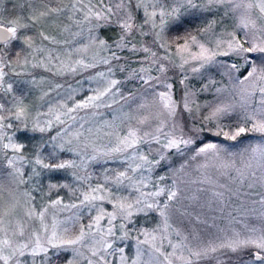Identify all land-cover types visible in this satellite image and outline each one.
I'll return each instance as SVG.
<instances>
[{
	"label": "snow or ice",
	"instance_id": "snow-or-ice-1",
	"mask_svg": "<svg viewBox=\"0 0 264 264\" xmlns=\"http://www.w3.org/2000/svg\"><path fill=\"white\" fill-rule=\"evenodd\" d=\"M53 2L58 6L51 7ZM162 0H97L93 4L92 0H40L38 7H32L28 0H24V7L30 11L28 16H18L7 21L0 19V91L12 92V85L7 89L3 88L4 77L9 73L6 69H12L14 64L28 63L27 57L23 60L20 53L15 52L16 59L12 60L9 53L12 52L14 44H20L29 53L39 51L45 52L43 48L35 47L34 37L31 35L21 36V32L30 30L33 25L42 18L67 15L69 17L82 15L83 20H76L75 23L87 21L90 25V40L101 52L105 53L99 60V63L107 66V73H98L103 77L107 86L103 90L96 89L95 94L87 96L85 99L75 102L71 107L61 105L66 108L63 113H57L53 119L41 122L39 119L32 120L29 116L27 107L19 97H13L14 103L6 107L10 102H0V141L7 140V143L0 145L5 150V159L7 166L12 170L10 173L14 176H20V183L25 181L22 177L25 175L21 171L23 163L32 165L31 176L39 177L41 172L37 167L43 170L49 179L47 188L49 192L55 189L69 188L66 183H60L59 175L68 168L79 167L73 160H62L58 154L64 149L63 143H58L59 133L56 136L45 138L43 134L49 133L55 124L63 125L65 123L61 116L75 121L76 116L72 113L83 109L99 108L103 105L104 99L115 95L113 89L119 91L117 87L121 81L108 79L113 72V66L119 72H129L126 79L133 81L139 78L144 87V97H151L152 104L157 108L152 123L155 127H150L149 117L145 116L137 120V126L129 125L120 131L107 133L115 135L116 144L107 152L99 153L91 157L96 160L97 157L104 160H112L115 154H128L126 159L130 161L127 168L123 171L109 170L105 168V173L111 171L112 175H104L103 181H97L93 186L89 183V177L76 176L78 181H83L88 185L87 190L80 192L77 196L78 203L65 204L63 198L52 200L50 204L45 205L40 211L31 209L27 215L35 217L40 222L39 229L29 230L26 234L25 228L17 224L12 226L10 216L15 205L0 211V264H142V246L148 245V260L143 264H174L173 258L183 261L184 264H193V261L207 257L210 253L217 252L218 249L228 248L233 253L243 251L246 248L253 247L255 250L248 255L237 256V264H264V228H250L241 239L240 234L227 244L216 243L212 240L202 242L200 237L192 232L193 246H189L185 241L188 237H182L179 243L173 244L169 240V245L173 251L165 253L157 246V233L162 232V239H167L168 230L172 227L169 220L172 215H191L182 211V205H179V189L175 181L172 184L164 185L166 176H159L153 181L151 175H144L147 171L151 174L157 167L166 166L169 156L173 150L177 155L183 156L186 151H194L191 160L203 156L206 160L219 161L218 167L224 169L222 174L227 175L229 171H235L234 180L243 182L244 180L256 178L264 181V175L256 177V172L251 161L242 163L241 167L236 166V161L225 160L220 156L225 151L216 143H205L198 149H192L191 146L196 143L194 137L204 132L203 127H196L195 123L190 126L185 124L181 126L177 119L182 112L189 114L198 111L199 106L193 109L190 104V97L193 95L188 91L185 83L187 77L183 75L184 66L189 63L184 53H188L192 61L200 64L199 68H193V72H199L200 68L213 63H219L226 69L229 76L235 73H242L243 79H239L240 85H245L251 81L253 85L249 91L242 88V99L244 105L252 102L255 92H259L260 98L256 101L257 107L247 113L244 119L234 127L216 124L215 136H223L225 140L236 141L238 138L248 133H260L264 135V29H257L254 21L242 19L240 23L241 30L251 27L255 34L247 31L243 32L242 37L235 34H228L229 38L217 43V47H224L227 50L223 52H210L203 44L196 45V38L190 37L191 44L198 46L196 53L189 52V40L184 39L183 43L174 42L176 46V55L180 57L182 63L178 66L171 62V57L167 50L172 44L164 39L165 30L171 32L184 27L185 23H191L190 16H195V10L200 9L201 5L194 0H175L176 7L166 11L161 7ZM225 0H209V10L211 4H222ZM253 4L245 5L246 10L253 8ZM239 7V5H237ZM255 7L264 13V0H258ZM160 8V11H157ZM193 10L190 14L182 15L181 9ZM167 17V19H166ZM159 21V22H157ZM147 28L148 32L144 29ZM151 33V43L136 39L137 37H147ZM43 40H50L58 43L54 38L39 34ZM247 45V46H245ZM153 49H156L153 51ZM77 51H80L77 49ZM161 51L164 55H161ZM226 58L235 57L239 63L233 62L225 64L217 61V56ZM46 60V62H45ZM45 60L40 61L35 67H46L49 72H53V62H59V56L48 53ZM259 61V63H257ZM75 66L56 69V75H63L64 71L75 73L78 70L96 67V64H86L83 59L76 60ZM166 63L168 67H166ZM147 64L148 67H144ZM139 65V67H133ZM178 67L180 69L181 79L178 83L181 85V95L174 98V89L176 80L168 82L170 78L167 75L169 68ZM158 72L159 75H152V72ZM19 76L20 73L14 72ZM96 79V77H92ZM238 79V78H237ZM35 83V81H33ZM60 85H57L59 88ZM219 91V90H218ZM71 99V97H69ZM128 99L135 102V93L130 94ZM110 107V105H107ZM141 108L145 104L140 105ZM230 105L216 106L209 116L204 117L205 121H220V118L227 116ZM7 113V115H5ZM53 109L49 108L47 113L41 115H52ZM162 117V118H161ZM11 121V122H9ZM16 123L14 135L23 139L21 142H14L12 136H7L5 129L13 128ZM110 124L112 122H109ZM148 128L149 130H145ZM187 128V131L184 129ZM91 132V129L88 130ZM121 131L123 135H121ZM191 133V135H189ZM83 133H77L81 136ZM146 148L147 152L141 151ZM28 149L30 157L24 155V150ZM7 150H11L12 156L7 155ZM68 151H73L68 149ZM253 159L257 161L255 167L264 171V145H257L251 149ZM46 153V154H45ZM139 160L140 163H135ZM133 164L135 166L133 167ZM184 165H181L183 168ZM207 167V164L199 165ZM132 173L133 175H129ZM252 185L249 184V187ZM224 188V185H220ZM151 188L152 190H147ZM77 189H73V195H76ZM231 192V189L228 190ZM129 193L123 195L122 193ZM238 192V190H237ZM212 196L217 201L225 198V192H213ZM163 198V199H162ZM195 199V197H192ZM264 203V201H262ZM105 204L111 206V210L105 207ZM60 211L81 210L88 213V222L81 223V215L74 213L65 220L52 218L51 223H46L45 219L49 209ZM158 214L160 222L154 229L146 227L134 228L139 222V217L145 219ZM199 220V216L196 217ZM179 237L181 233L174 230ZM143 236V239L140 237ZM134 240L136 244L135 258H130L125 254L126 245L124 242ZM123 245V246H122ZM177 249L180 255L177 256ZM187 255H184V252ZM87 253V254H85ZM162 257V260H161Z\"/></svg>",
	"mask_w": 264,
	"mask_h": 264
},
{
	"label": "rangeland",
	"instance_id": "rangeland-1",
	"mask_svg": "<svg viewBox=\"0 0 264 264\" xmlns=\"http://www.w3.org/2000/svg\"><path fill=\"white\" fill-rule=\"evenodd\" d=\"M67 2L68 0H63V3ZM92 2L95 4L97 0H92ZM194 2L201 5L200 9L195 10V15L203 16L206 19V26L200 30L198 35L193 36L196 38V45L203 44L210 52L226 51L227 49L224 47L218 48L217 43L228 39V34L230 33L235 34L237 37H242L244 31L249 32L250 35L255 34L251 27L241 30L240 23L242 19L254 21L257 29H264V13H261L259 8L255 7L258 0H225L222 4H211L210 10L208 7L209 0H194ZM249 3L254 6L246 10L245 5ZM56 6L58 5H54L53 7ZM176 6L175 0H162L161 2V7L166 11H170L172 7ZM32 7L34 6L32 5ZM157 11L159 12L160 8H157ZM192 11L191 9H181L182 15L190 14ZM28 14L21 13L25 17ZM21 15L17 11L14 16L8 14L5 16L0 3V19L7 21ZM41 20L44 26L41 23H35L34 27L26 32H21L20 35L33 36L35 47L43 48L45 52L35 51L29 53L23 49L20 53V58L23 60L26 56L28 63L14 64L12 69H8L13 73H20L17 76L19 77L17 82H21L29 92V98L24 99V97H20L31 117L28 121L29 124L35 119H39L41 122L53 119L55 114L66 111V108L60 107L62 104L71 107L75 102L94 95L96 89L103 90L107 86L106 80L98 76V73H107V66L99 63L100 58L105 53L101 52L91 43V25L87 21L79 24L75 23L76 20H83L82 15L78 14L73 17L60 15L42 18ZM144 31L148 32V29L145 28ZM41 32L50 38H54L58 43H53L51 39L43 40L39 35ZM163 35L166 40L165 32ZM136 39L150 44L151 33L147 37L140 36ZM184 39L189 40V52L196 53L199 51L198 46L191 44L190 37ZM183 41L179 43H183ZM77 49L80 51H77ZM155 50L153 49V51ZM48 53L59 56V62H53V72H49L46 67L34 66L39 64L40 61L45 60ZM160 54L164 55V52L161 51ZM167 54L175 65L178 66L182 63L180 57L176 55L175 43L167 50ZM184 56L189 59V63L184 66L183 75L187 77L185 81L188 86L187 90L193 93L190 97V106L193 109L199 106V109L191 114L182 112L177 118L181 126L185 124L190 126L192 123H195L196 127H203L204 130L216 132V124L220 123L224 125V122L216 120L205 121L203 119L209 116L216 106L230 105L228 114H236L242 120L247 113L257 107L256 101L260 98L259 92L253 94L250 104L242 106L244 105V100L242 99L243 94L241 90L242 88H247L251 91L252 87H259L260 85H253L251 81L245 85H240L239 79H243V74L234 72L232 76H229L226 73V69L221 67L219 63L206 65L200 68L199 72H193L192 69L199 68L200 64L192 61L188 53H184ZM80 59H83L86 64H96V67L78 70L75 73L65 70L63 75L55 74V70L61 69L62 65L65 68L75 66L74 62ZM216 60L225 64L239 63L235 57L229 59L218 55ZM165 66L168 67L167 64ZM133 67H139V65H133ZM144 67H148V65L145 64ZM173 69L176 70L177 76L169 69L167 75L170 80L168 82L172 80L177 81L174 89V98H179L181 95V85L178 81L183 77H181L178 67ZM128 75L129 72L127 71H117L114 65L113 72L108 76V79L122 82L117 86L119 91L113 89L115 95L110 94L107 96L104 99L103 105L99 108L83 109L72 113L73 116L77 117L75 121L61 116V119H64L65 123L63 125L55 124L49 133L43 134L47 139L49 136H56L59 133L57 142L64 144V149L60 152H65V155L61 156V159L73 160L79 165V167L68 168L62 171L64 177L59 182L68 184L69 188L55 189L49 192L47 186H44L42 192L36 194L33 190H35L36 183L40 179L39 177L29 179L33 166H30L26 170L25 164L18 165L21 167V171L25 173L22 177L25 181L24 183H20V176L10 174L12 170L8 166V169L3 171L4 174L0 177V211L15 205L10 216L13 227L17 224L23 226L26 234L30 229H39V220L35 217L30 218L27 212L31 209L40 211L45 205L50 204L52 200L58 197L63 198L65 204L78 203L79 201L76 197L79 196L80 192L86 191L88 185L83 181H78L76 176L83 177L87 175L89 183L94 186L97 181H103L104 175H112L111 171L105 173V168L116 171H123L127 168L128 163H130L126 159L128 154H115L112 160H104L99 157L93 160L91 157L97 156V152H107L115 146V135H108L107 133L120 131L129 125L137 126V120L145 116L149 117L150 127L154 128L156 126L155 123H152V118L155 117L157 108L152 104L151 97H144V87L140 83L139 78L129 81L126 79ZM152 75H159V73L153 71ZM92 77H96V79H92ZM57 85H60V87L57 88ZM132 93H135V102L122 99V96L128 97ZM9 102L10 106L15 101L10 100ZM141 104H145V107L141 108ZM107 105H110V107ZM9 106L7 105V107ZM49 108L53 109L52 115H41L47 113ZM5 114L7 115V113ZM109 122L112 123L110 124ZM16 123L18 122L13 123V126L16 127ZM89 129H91V132L88 131ZM145 130L149 129L145 128ZM184 130L187 131V128ZM78 132L83 133V135L77 136ZM121 135H123L122 131ZM7 136H10V134ZM199 138L200 134L194 137L196 143L191 146L192 149H198L205 143H216L225 150L220 153L223 159L235 160L237 167H241L242 163L251 161L256 172V177L264 175V171L261 168L255 167L257 161L253 159L251 152L253 147L264 145V138L257 140V143H255V138H253L252 145H247L251 143L231 145L229 143H217L218 141L201 142ZM13 141L15 142V140ZM7 142L5 139L4 143ZM68 149H72L73 151L70 152ZM141 151L146 153L147 149L142 148ZM194 154V151H186L183 156H180L173 150V154L169 156L166 166L157 167L151 174L147 171L143 173L144 175H151L153 181L157 180L159 176H166L164 184L160 186H170L175 181L180 190L178 203L183 206L182 211L191 213V215L179 216L174 214L171 216L169 223L172 227L168 230L167 239H162V232L157 233V246L165 253L173 251L169 245V240L173 244H176L181 241L182 237H188L185 243L193 246L194 242H192V236L190 235L192 232H195L202 242L212 240L216 243L227 244L236 238L237 233L243 239L250 228H264V203H262L264 201V181L256 178L244 180L243 182L234 180L233 178L237 175L235 171H229L227 175H224L222 174L224 169L218 167L219 161L206 160L203 156L196 160H191V156ZM7 155H13L11 150H7ZM135 163H140V161L136 160ZM202 164H207V167H199ZM181 165H184V167L181 168ZM134 166L135 164H133ZM39 169L37 167L36 170L39 171ZM129 175L133 174L129 173ZM249 184L252 186L249 187ZM220 185H224V188H221ZM73 189L78 190L76 195H73ZM229 189H231V192L228 191ZM147 190L152 189L149 188ZM219 191L225 192V198L221 201H217L212 196L213 192ZM122 194L128 195L129 193L125 192ZM192 197H195V199H192ZM105 207L109 211L111 210L110 205L105 204ZM80 212L83 213L80 222L84 224L88 222L89 215H94V213L90 214L83 209L72 211H60L59 208L49 209L45 222L51 223L53 217L57 220H65L68 216L74 213L79 214ZM197 216H199V220L196 219ZM143 221L146 222H138L134 225V228L146 227L154 229L159 224L160 217L158 214L154 216L150 214V217L148 219L144 218ZM174 230H178L181 236L178 237ZM143 238V236L140 237V239ZM124 244L126 245L125 254L130 258H135V241L129 240L124 242ZM148 247V245L142 246V264L143 261L149 258ZM254 250L253 247H249L243 251L233 253L228 248H221L215 253H210L207 257L193 261V264H231L230 260H224L228 257H231L230 259H233L234 264H237L238 255L246 257L249 252ZM179 255L180 250L177 249V256ZM184 255H187L186 251ZM210 258H213L214 261H209ZM173 261L174 264H184L183 261L176 260L175 258H173ZM129 264H131V259L129 260ZM246 264H250V261H246Z\"/></svg>",
	"mask_w": 264,
	"mask_h": 264
},
{
	"label": "trees",
	"instance_id": "trees-1",
	"mask_svg": "<svg viewBox=\"0 0 264 264\" xmlns=\"http://www.w3.org/2000/svg\"><path fill=\"white\" fill-rule=\"evenodd\" d=\"M28 2L33 5L34 7H36L37 5L39 6V2L40 0H28ZM1 6L3 7V12L4 15L6 16L7 14L10 16H14L16 15L17 11L23 14L29 13L28 15H30V11L27 7H24V0H0ZM54 5H58L57 2H53L50 6L53 7ZM196 17H198V19L196 18H192V16H190L191 19V23H185L184 27L179 29V30H173L171 32L169 31H165V38L167 40V42H169L170 44L174 45V42H181L183 41L184 38H188L191 37L193 35H198V33L200 32L201 29L205 28L206 26V19L203 16L200 15H195ZM36 23H41L42 26H44L42 20H39ZM35 25V24H34ZM33 25V27H34ZM21 34V33H20ZM22 36V35H21ZM23 46L20 44H14L12 46V52L9 53V56L11 57L12 60H15L16 57L15 55H13V53L15 52H19L21 53L23 51ZM167 64V63H166ZM168 65V64H167ZM171 69L177 76L176 70L173 68H169ZM6 71L9 73L7 76L4 77V81H3V88L6 89L7 88V84L10 83L12 85L13 91L12 92H4V91H0V102H4V101H10L13 100V97H24V99L29 98L28 94V90H26V87L21 83V82H17L18 78L17 75H15L13 72H11L10 70L6 69ZM242 74V73H241ZM17 77V78H16ZM8 81V83H6ZM7 85V86H6ZM9 106V104H8ZM7 107V105H6ZM6 115V114H5ZM220 121L224 122V125L226 126H232L234 127L237 123H240L242 121V119L240 118V116L236 115V114H228L227 116H223L221 118ZM16 130V127L13 126V128L11 129H5L4 131L6 132V134H10V136L13 137V140H15V142H21V140L23 139L22 137H19L18 135H14ZM212 130H205L204 132L200 133V138L199 140L201 142H207V141H218L217 143H229V144H234V145H243L242 143H251L253 142L252 139L255 138V143H257V140L263 139L264 135L260 134V133H248L240 138H238L236 141H231V140H225L223 136H215ZM4 143L3 141H0V145H2ZM251 144H247V145H252ZM24 155L26 157H30L32 159H34V157L31 156V153L28 149L24 150ZM60 157L65 155V152H59ZM26 170L29 169L30 164H26ZM7 168V162L5 159V150L2 149V147H0V177L3 176L4 172ZM39 172H41V175L39 176V179L36 183V188L34 191V193L36 194H40V192H42L43 187L47 186V184L49 183V179L47 177V174L42 171L41 169H39ZM64 177V173L61 172V174L58 177V180L60 181L61 179H63ZM28 184V183H27ZM228 200V199H226ZM144 217L140 216L139 217V222H143L145 223L146 221H143ZM231 257H228L226 259H224L225 261H229L231 264H234L233 259H230ZM209 261L213 262L214 259L210 258Z\"/></svg>",
	"mask_w": 264,
	"mask_h": 264
}]
</instances>
